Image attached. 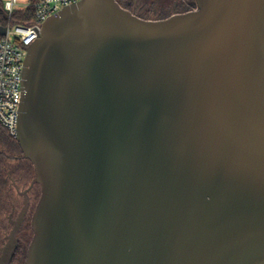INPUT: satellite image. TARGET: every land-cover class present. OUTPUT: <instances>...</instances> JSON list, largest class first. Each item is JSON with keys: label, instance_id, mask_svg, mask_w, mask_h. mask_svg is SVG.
I'll list each match as a JSON object with an SVG mask.
<instances>
[{"label": "water", "instance_id": "water-1", "mask_svg": "<svg viewBox=\"0 0 264 264\" xmlns=\"http://www.w3.org/2000/svg\"><path fill=\"white\" fill-rule=\"evenodd\" d=\"M196 3L151 20L80 0L44 23L18 123L41 189L25 264H264V0Z\"/></svg>", "mask_w": 264, "mask_h": 264}, {"label": "built area", "instance_id": "built-area-1", "mask_svg": "<svg viewBox=\"0 0 264 264\" xmlns=\"http://www.w3.org/2000/svg\"><path fill=\"white\" fill-rule=\"evenodd\" d=\"M80 0H18L0 2V127L18 139L19 111L24 97V62L28 48L40 38L44 23ZM34 8L28 24L12 23L16 12Z\"/></svg>", "mask_w": 264, "mask_h": 264}, {"label": "trees", "instance_id": "trees-1", "mask_svg": "<svg viewBox=\"0 0 264 264\" xmlns=\"http://www.w3.org/2000/svg\"><path fill=\"white\" fill-rule=\"evenodd\" d=\"M121 6L125 9H128L135 13L137 16L143 19H151L152 16H156L155 20L166 19L176 13H185L197 8L196 0H117ZM34 17V8L29 7L23 11L16 12L11 18L12 23H23L28 24L31 22ZM10 136V135H9ZM11 144L8 148L0 150V155L5 160H26V167H17L13 172L19 174V177L28 176L29 179L33 174V165L32 163L23 157V152L19 145L18 139L11 137ZM15 161V162H16ZM5 166V173L7 175L14 174L9 171V168L12 167V162ZM14 162V163H15ZM7 163V162H6ZM20 163V162H19ZM16 165H19L16 162ZM41 190V189H40ZM6 210V205L0 207V246L3 243V239L6 238V233L8 226L6 220L3 218L4 212ZM2 239V240H1ZM1 249V248H0ZM27 254V243H22L16 250L13 259L10 264H25Z\"/></svg>", "mask_w": 264, "mask_h": 264}, {"label": "rangeland", "instance_id": "rangeland-1", "mask_svg": "<svg viewBox=\"0 0 264 264\" xmlns=\"http://www.w3.org/2000/svg\"><path fill=\"white\" fill-rule=\"evenodd\" d=\"M7 1H11V0H0L2 4H4ZM18 1L19 3L23 5H28L31 0H18ZM155 17L156 16H152L151 20H155ZM10 140L11 138L8 132L4 128L0 127V150L8 148L11 144ZM15 161L16 160H10V162H12L11 165L13 167V168H9L10 172H13L14 169H16L17 167H26L28 163L26 160H23V161L18 160L16 162H18L19 165H16ZM8 162L9 160L7 161L3 159V157L0 155V207L1 206L3 207L4 205H6V210L3 209V212H4L3 218L6 220V223L8 226L6 238L3 239L4 245L2 244L0 246L1 250L8 243V237L11 235V232L15 225L13 224V222L14 223L17 222L19 216L21 215L23 211V208L25 207L24 205L25 198L23 197L24 196L23 193L29 188L32 180L35 177L34 168H33V174L30 179L28 176L19 177V174H17L16 172H13L14 174L10 176L7 175L5 173V170H6L5 166L8 165ZM40 195H41V190H40V187L37 185L34 190V200H33L34 203L30 207V213H29L30 216L27 219V225L25 226L23 230L24 231L23 238H24L25 243H27V250L33 238V231L30 228V226H31L32 216L35 211L36 205L39 201ZM26 228H30L31 232L29 231L28 233ZM25 235H28V236L25 237ZM19 238H21V234L17 233L15 236V239H19Z\"/></svg>", "mask_w": 264, "mask_h": 264}, {"label": "flooded vegetation", "instance_id": "flooded-vegetation-1", "mask_svg": "<svg viewBox=\"0 0 264 264\" xmlns=\"http://www.w3.org/2000/svg\"><path fill=\"white\" fill-rule=\"evenodd\" d=\"M36 186L37 185H34L28 192L23 193L24 194L23 197L25 198V203H24L25 207L23 208V211H22L21 215L19 216L17 222H15V223L13 222V224H15V225H14V228L11 232V235L8 237V241H10L11 239L15 238L17 233L21 234V238L17 239L18 240L17 248L22 244V241H23V243H25L24 238H23V236H24L23 230H24L25 226L27 225V219L30 216L29 215L30 207L34 203V201H33L34 200V190H35ZM30 228L32 229L31 226H30ZM30 228H26L28 233H29V231L31 232ZM27 236L28 235H25V237H27ZM22 238H23V240H22ZM4 248H5V246H4ZM4 248H2V250L0 249V256H2L4 254ZM17 248H16V250H17ZM16 250H15V252H16Z\"/></svg>", "mask_w": 264, "mask_h": 264}]
</instances>
